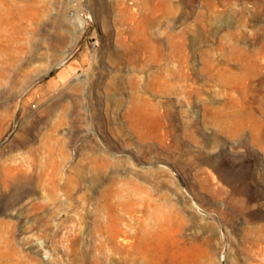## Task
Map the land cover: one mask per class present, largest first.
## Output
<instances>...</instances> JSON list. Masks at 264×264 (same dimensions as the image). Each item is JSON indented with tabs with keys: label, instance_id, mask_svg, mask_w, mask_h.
I'll return each instance as SVG.
<instances>
[{
	"label": "rangeland",
	"instance_id": "1",
	"mask_svg": "<svg viewBox=\"0 0 264 264\" xmlns=\"http://www.w3.org/2000/svg\"><path fill=\"white\" fill-rule=\"evenodd\" d=\"M0 264H264V0H0Z\"/></svg>",
	"mask_w": 264,
	"mask_h": 264
}]
</instances>
